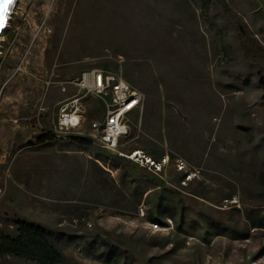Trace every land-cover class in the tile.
Returning <instances> with one entry per match:
<instances>
[{"label":"rangeland","instance_id":"1","mask_svg":"<svg viewBox=\"0 0 264 264\" xmlns=\"http://www.w3.org/2000/svg\"><path fill=\"white\" fill-rule=\"evenodd\" d=\"M228 3L264 46V1ZM0 38V234L15 232L5 228L13 219L53 229L64 239L60 264H264V228L249 218L264 216V89L217 6L19 0ZM100 68L130 75L146 95L140 131L135 137L131 127L120 151L169 158L165 195L177 214L162 211L166 227L149 220L153 195L132 199L114 161L129 158L108 152L104 161L61 141L44 146L34 119L26 121L37 105L52 113L74 94L46 81ZM139 158L129 160L141 166ZM0 264L39 263L0 255Z\"/></svg>","mask_w":264,"mask_h":264},{"label":"trees","instance_id":"2","mask_svg":"<svg viewBox=\"0 0 264 264\" xmlns=\"http://www.w3.org/2000/svg\"><path fill=\"white\" fill-rule=\"evenodd\" d=\"M205 2L217 6L224 17L231 23L236 32L238 45L247 63L251 67L258 69V75L261 77L260 85L264 89V46L254 36L248 25L229 6L228 0H205ZM126 78L136 86L130 75H126ZM38 141L44 146H49L59 141L67 142L81 149L92 150L99 155L98 157L100 155L103 156L101 159H104V161L110 159L107 151L95 145L92 140L80 136L58 138L51 132H46L38 137ZM142 151L145 155L155 160L161 159L164 155L157 154L155 150L150 149H143ZM114 161L121 167L124 176L130 181L128 188L131 187L132 199H139L138 201L140 202L144 194H148L147 199L153 195L154 209L149 216V220L165 227L168 226L166 221L160 220V214L162 211L166 213V209L172 207L174 212H168L165 216L174 219L177 214V207L165 195L166 192L170 194L172 191L170 187L172 184L165 179V173L154 174L138 163L123 157H115ZM259 180L260 188L264 191V172L259 174ZM249 218L255 227L264 228V216L258 211L249 212ZM5 223L6 229L14 227L15 232H12V234H0V255L23 258L39 264H60L64 260V253L60 246V240L64 241V239L59 237L53 229L25 219H13ZM182 227L178 224V229L182 230ZM0 230L3 229L0 228ZM108 250V260L114 259L117 262L115 260V250L112 247H109Z\"/></svg>","mask_w":264,"mask_h":264},{"label":"built area","instance_id":"3","mask_svg":"<svg viewBox=\"0 0 264 264\" xmlns=\"http://www.w3.org/2000/svg\"><path fill=\"white\" fill-rule=\"evenodd\" d=\"M46 85L47 89L57 85L63 92L72 87L74 94L60 102L56 121L49 130L44 129L42 133L51 132L58 138H87L109 153L120 154L132 160L140 156L141 166L154 174L166 172L169 164L166 156L155 160L143 151H134L128 155L120 151L126 139L131 136L134 124L132 115L143 112L146 100L145 93L134 86L121 71L91 69L70 80L46 81ZM91 101L102 106V116L88 123L89 113L93 109ZM41 111H45V108L42 107ZM178 168V171H183V164H178ZM155 226L159 227L158 224Z\"/></svg>","mask_w":264,"mask_h":264},{"label":"crops","instance_id":"4","mask_svg":"<svg viewBox=\"0 0 264 264\" xmlns=\"http://www.w3.org/2000/svg\"><path fill=\"white\" fill-rule=\"evenodd\" d=\"M80 74L81 73H77L76 76H79ZM70 89H72L73 93H74V88H70ZM61 101H59L58 103H56L55 105L52 106L53 107V112L52 113H48L44 106H42V107L45 108V111H41L40 110L41 104L37 105L36 106V108H37L36 113L37 114L34 116V118H28L26 121L31 122V120L34 119V121H33L34 125H37V127L39 129L38 133L40 135L43 134L42 130L46 129L47 126H49V129H50L52 127V125L54 124V122L56 121V118L58 116V106H59ZM90 103H91V106H92L93 109L89 113V116H88L89 120L101 118V116H102V106L100 104H98L97 102H95V101H91ZM38 106H39V108H38ZM142 116H143V112L142 113H138L137 114V118H138L139 124L137 123V124H133L132 125L133 133H134L135 137L137 136L138 132L140 131L139 129H140L141 121H142V119H141ZM16 122H17V120H16ZM32 126H33V124L32 125L29 124L27 126L25 125L26 129L30 128Z\"/></svg>","mask_w":264,"mask_h":264},{"label":"bare ground","instance_id":"5","mask_svg":"<svg viewBox=\"0 0 264 264\" xmlns=\"http://www.w3.org/2000/svg\"><path fill=\"white\" fill-rule=\"evenodd\" d=\"M18 2H19V0H11V4H10V6L8 8L7 15H6V18H5V22H4L3 26H2L0 35L7 29L8 23H9V21L11 19V15L13 14L14 9H15V7H16V5H17ZM0 43H2L1 40H0ZM136 156L138 157L139 156V153H137Z\"/></svg>","mask_w":264,"mask_h":264},{"label":"water","instance_id":"6","mask_svg":"<svg viewBox=\"0 0 264 264\" xmlns=\"http://www.w3.org/2000/svg\"><path fill=\"white\" fill-rule=\"evenodd\" d=\"M4 4H5V0H0V6H3ZM10 4H11V2L7 3L6 9L3 11V14H2L3 24L5 22V18H6L7 11H8ZM3 24H2V26H3ZM2 26H0V32H1Z\"/></svg>","mask_w":264,"mask_h":264},{"label":"snow or ice","instance_id":"7","mask_svg":"<svg viewBox=\"0 0 264 264\" xmlns=\"http://www.w3.org/2000/svg\"><path fill=\"white\" fill-rule=\"evenodd\" d=\"M9 2H11V0H5V4L3 6H0V26H2L3 24V19H2L3 11L6 9L7 3Z\"/></svg>","mask_w":264,"mask_h":264}]
</instances>
